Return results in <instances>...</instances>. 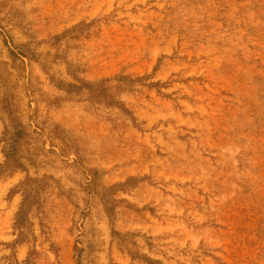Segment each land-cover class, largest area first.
Segmentation results:
<instances>
[{
  "label": "rangeland",
  "instance_id": "obj_1",
  "mask_svg": "<svg viewBox=\"0 0 264 264\" xmlns=\"http://www.w3.org/2000/svg\"><path fill=\"white\" fill-rule=\"evenodd\" d=\"M0 264H264V0H0Z\"/></svg>",
  "mask_w": 264,
  "mask_h": 264
}]
</instances>
